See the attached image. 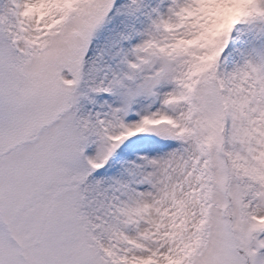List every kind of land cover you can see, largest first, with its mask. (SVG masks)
Returning a JSON list of instances; mask_svg holds the SVG:
<instances>
[{"label": "snow or ice", "instance_id": "snow-or-ice-1", "mask_svg": "<svg viewBox=\"0 0 264 264\" xmlns=\"http://www.w3.org/2000/svg\"><path fill=\"white\" fill-rule=\"evenodd\" d=\"M0 264H264V0H0Z\"/></svg>", "mask_w": 264, "mask_h": 264}]
</instances>
